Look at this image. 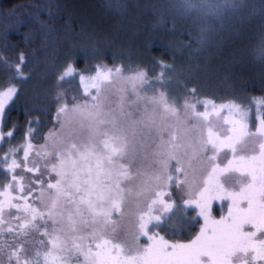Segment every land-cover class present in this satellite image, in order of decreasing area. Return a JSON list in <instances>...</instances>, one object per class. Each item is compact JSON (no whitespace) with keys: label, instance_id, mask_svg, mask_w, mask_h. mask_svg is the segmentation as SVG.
<instances>
[{"label":"snow or ice","instance_id":"obj_1","mask_svg":"<svg viewBox=\"0 0 264 264\" xmlns=\"http://www.w3.org/2000/svg\"><path fill=\"white\" fill-rule=\"evenodd\" d=\"M184 7L220 19L239 5L184 0ZM49 27L41 21V35ZM80 54L104 55L95 47ZM27 62L18 52L14 76L32 78ZM31 62L43 65L39 86L58 57L34 50ZM158 63L155 76L123 62L88 72L66 60L56 70L57 82L79 77L80 95L57 92L43 143L33 142L32 118L23 143L0 153V264H264V96L253 98L254 110L235 98L218 102L188 86L192 68ZM117 81L122 87L109 91ZM168 81L184 94H172ZM23 90L14 79L0 87V140L14 134L15 125L3 126ZM39 100L37 93L26 103ZM231 175L235 182L225 183ZM174 189L202 220L189 239L160 231L175 210Z\"/></svg>","mask_w":264,"mask_h":264},{"label":"rangeland","instance_id":"obj_2","mask_svg":"<svg viewBox=\"0 0 264 264\" xmlns=\"http://www.w3.org/2000/svg\"><path fill=\"white\" fill-rule=\"evenodd\" d=\"M97 1L99 7L96 17L92 14L85 16L83 1L35 0L10 11L2 9L0 5V87L13 79L24 85L20 97L8 106L3 130L8 131L5 126L10 111L22 108L26 115L22 123L8 124L11 127L15 125L14 134L0 140V153L9 146L23 143L28 121L32 118H38V122L32 123V127L36 129V139L33 142L43 143V134L53 127L57 92L80 95L78 76L59 82L55 80L56 70L66 60H71L77 69L88 72L94 71L93 65L100 62L109 66L123 62L126 70H130L137 65L152 64L147 50L150 46L159 45L175 50L181 60L170 63L164 58H156L154 66L143 65L152 76L161 71L158 61L163 60L177 68H192L194 75L188 86L194 84L200 96L215 98L218 102L235 98L238 102L252 106L253 110V98L264 96L263 93H249L251 86L264 90V33L261 28L258 30L257 27L250 26L251 20L261 10H251L250 0H234L239 7L226 11L220 19L206 17L196 10L187 11L184 0ZM193 2L199 3L200 0ZM214 2L222 3L223 0ZM35 21L39 26L44 21L50 26L49 31L45 36L39 30L35 39L40 43L27 49L33 39L24 34L21 28ZM185 34L189 35L190 40H185ZM22 44L24 50L21 49ZM92 47L99 49L104 55L85 57L80 54L81 49ZM34 50L41 57L45 52L58 57L55 69L49 68L39 86L43 65L31 62ZM21 51L29 57L25 71L30 72L32 78L28 80L14 76L12 68L17 53ZM163 71L166 78L174 75L171 69ZM165 86L172 94H184V89L174 81H168ZM120 87L122 84L117 81L109 85L108 89L114 92ZM37 93L41 100L37 101L36 107L26 103ZM220 159L225 161V155L222 154ZM5 174L6 170L0 162V181H3ZM235 179L234 175L224 177L227 184L234 183ZM172 195L177 204L173 212L165 215L160 225L163 234L168 229L176 233L187 222L197 226L198 221L202 223L195 205L182 203L185 198L182 191L174 189ZM222 210L220 202H215L214 215L219 216Z\"/></svg>","mask_w":264,"mask_h":264},{"label":"trees","instance_id":"obj_3","mask_svg":"<svg viewBox=\"0 0 264 264\" xmlns=\"http://www.w3.org/2000/svg\"><path fill=\"white\" fill-rule=\"evenodd\" d=\"M33 1H35V0H0V5H1L2 9L10 11V10H13L16 7L20 6V5H24L26 3H30ZM74 1L85 2V16H87V15L90 16V14H92L94 17L97 16V7H99L97 0H74ZM262 5H264V0H250V2H249V7H251V10L253 9L254 11H257L259 9L261 10ZM99 12H100V14H102V11L100 10V8H99ZM103 18H104V16H103ZM251 21H252V24H250L251 27L255 26L258 28V30H260V28H261V31L264 33V14H262V11L260 13H257V16L254 17L253 20H251ZM35 22L29 23L26 26L24 25L21 28V30L24 34H26L27 36H31V38L33 39V40H30L31 42H29L30 44L28 45L27 49L34 48L35 46H38V43H40V42L36 41V39H35L37 32H39V30H40V28H39L40 26L38 25V22L37 21H35ZM92 23L94 24L95 22L92 21ZM24 34L22 37H24ZM183 37L185 38V40H190V37L187 34H185ZM21 39H23V38H21ZM175 40H177V39H175ZM21 49L22 50L25 49L23 44L21 46ZM147 54L152 59L151 60L152 64L149 65V63H148V64H143V65H146L149 67L154 66L156 58H158V59L164 58V59H166L167 62H170V63H173L176 60H181L180 56H177V53L175 50L170 49V48H166L164 46H159V45L150 46L147 50ZM254 82H257V81H254ZM249 93L252 95L253 94H259V93L264 94V90H262L258 87H252L251 86ZM24 119H26V115H25L24 110L22 108H16V109L10 111V113L8 114V117H7L8 123L6 124L5 128L9 129V127H11L12 124H20L24 121ZM10 122H11V125H8ZM189 223H191L192 225ZM197 230H198V226L196 224H193L192 222H187V224L182 228V230L174 233L172 231H169V229H168V231H165V233L170 239H189V238H191V235Z\"/></svg>","mask_w":264,"mask_h":264}]
</instances>
